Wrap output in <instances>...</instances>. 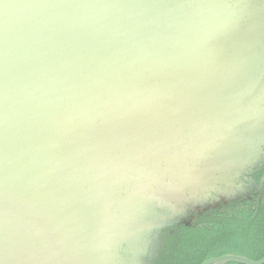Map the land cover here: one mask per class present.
I'll use <instances>...</instances> for the list:
<instances>
[{"label": "water", "instance_id": "95a60500", "mask_svg": "<svg viewBox=\"0 0 264 264\" xmlns=\"http://www.w3.org/2000/svg\"><path fill=\"white\" fill-rule=\"evenodd\" d=\"M225 2L0 0V264H126L122 254L137 260L151 237L155 214L145 215L144 207L169 210L167 200L175 205L188 187L207 192L217 180L236 181L241 189L234 197L160 225L147 256L152 264L164 234L249 197L264 149L245 132L228 150L223 143L218 152L190 153L191 162L205 153L212 162L174 173L169 197L125 181L146 161L186 162L187 143L195 140L192 148L204 136L186 131L207 121L206 109L176 89L188 86L185 63L204 70L213 63L205 39L234 30L240 44L248 42L233 55L246 77L264 58V49L249 47L264 17L254 10L239 29L251 7L236 1L243 5L237 17ZM225 37L217 48H226ZM223 117L218 112L214 122ZM127 203L131 225L113 226ZM203 264H264V258L230 254Z\"/></svg>", "mask_w": 264, "mask_h": 264}, {"label": "rangeland", "instance_id": "374dc122", "mask_svg": "<svg viewBox=\"0 0 264 264\" xmlns=\"http://www.w3.org/2000/svg\"><path fill=\"white\" fill-rule=\"evenodd\" d=\"M236 1L244 0H226L225 5L238 17L241 15L240 7L243 5H235ZM246 1L247 6H250L251 9L248 15H245L246 22H244L243 19L238 21L236 26H239V29L240 26L244 24V26H246L251 18L249 13L254 14V10L258 12L259 17H264V2L260 3L261 0ZM260 26H264V23H261ZM236 35L235 31L232 30L228 32L227 35L204 40L208 43L210 48V52L205 54H209V56L213 57V63L206 66L209 75H206V70H204L202 66H197L190 62L184 65L189 83L187 87L178 85L176 91L180 96L181 94L190 93V96L198 101L200 106L206 109L208 115L207 121L205 120L204 123L195 124L186 131V133L190 135L194 132L204 134V136L197 137L196 144L193 145L192 148L191 144L195 140L187 143L186 147L191 150L181 156V161L186 162L179 163V161H177L168 163L164 161L161 166H154L149 165L150 161H146L138 167V170L133 171L125 178L127 184L133 186L137 183L138 185L146 187L157 197H169L168 190L170 189V183L174 173L178 171L181 172L183 167L186 166L193 169L191 165L193 162L194 165L196 162L200 165H208L212 162L210 155L207 153L201 156L194 155L192 157L193 162H191L189 160V155L193 151L196 150L197 152L202 149H204L203 151H210L211 148L215 147L216 152H218L217 146L223 143L226 144L228 150L230 144L228 142L234 138H239L240 134L237 133L242 132H245L242 135L254 134L259 142L260 148L264 149V58L257 63L249 76L246 77L245 75H241L238 68L233 64V55L240 53V47H245L248 42L243 45L240 44V40ZM222 37H225L223 40L226 45L225 49L215 46V43H219L218 40ZM252 39L253 40L249 41L251 42L249 45L250 49L262 51L264 49V29ZM221 57L223 61L220 59ZM218 59H220V62L216 61ZM207 76L208 80L213 81L212 83H207L205 81ZM87 81L88 79H84L81 84H85ZM220 111L224 113V117L215 123L214 120L217 118L218 112ZM248 130H252L253 132ZM180 180H184V178L181 177ZM235 182L231 185L225 182L223 183V180H217L214 190L212 187L213 185L210 183L207 187V192H202L198 189H194L193 192V189L188 187L182 195V199L175 205L172 201L167 200L166 205L169 207V210L164 204H162L159 209L153 208V211H150L149 207H144L143 212L145 215L155 214V217L151 219L152 227L148 228V230L151 229V237L147 238L145 241L144 250L137 260H133L131 256L123 253L122 256L125 263L150 264L147 256H152L155 252L157 241V235L155 236V234L160 225L163 226L164 224H173L181 221L187 217L188 214L193 212L192 210H195L197 206H203L206 203H216L234 197L238 189H241L236 186ZM194 198H198V201L190 209L188 205ZM122 209L124 212L120 213L124 218L114 220L113 226L116 225L118 227L123 223L131 225L135 215L130 212L131 206L127 203L125 208ZM173 210L174 212H172ZM235 245L248 248L250 243L241 242Z\"/></svg>", "mask_w": 264, "mask_h": 264}, {"label": "trees", "instance_id": "16d2710c", "mask_svg": "<svg viewBox=\"0 0 264 264\" xmlns=\"http://www.w3.org/2000/svg\"><path fill=\"white\" fill-rule=\"evenodd\" d=\"M263 176L258 183L251 177L255 181L253 187L259 204L263 199L264 185L259 189ZM252 200L250 192L249 197L244 196L229 207L223 206L220 210L197 217L192 227L182 226L174 234H164L157 259L152 264H203L209 259L230 254L262 260L264 205L253 206ZM241 242H248L250 246L242 248L235 245Z\"/></svg>", "mask_w": 264, "mask_h": 264}, {"label": "flooded vegetation", "instance_id": "af4514ba", "mask_svg": "<svg viewBox=\"0 0 264 264\" xmlns=\"http://www.w3.org/2000/svg\"><path fill=\"white\" fill-rule=\"evenodd\" d=\"M263 174H264V169H261V170L257 171L256 173H254L251 177L253 179H255V181L258 183ZM255 193H256V188L253 187L251 190V195H253V200L251 201V205L263 207V205H264V191H263V199H262V202L260 204L258 203V199H257V196L255 195Z\"/></svg>", "mask_w": 264, "mask_h": 264}]
</instances>
